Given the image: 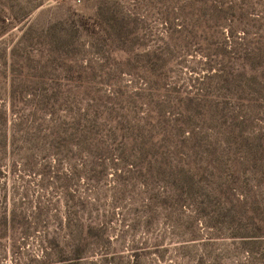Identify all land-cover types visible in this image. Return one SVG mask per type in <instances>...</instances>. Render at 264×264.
I'll return each mask as SVG.
<instances>
[{
	"label": "rangeland",
	"instance_id": "374dc122",
	"mask_svg": "<svg viewBox=\"0 0 264 264\" xmlns=\"http://www.w3.org/2000/svg\"><path fill=\"white\" fill-rule=\"evenodd\" d=\"M0 264H264V0H0Z\"/></svg>",
	"mask_w": 264,
	"mask_h": 264
}]
</instances>
